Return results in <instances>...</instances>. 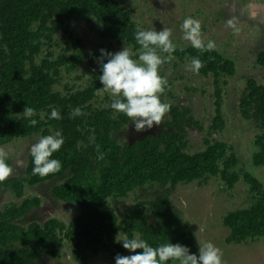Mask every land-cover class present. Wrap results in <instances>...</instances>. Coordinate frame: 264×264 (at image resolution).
Masks as SVG:
<instances>
[{
  "label": "trees",
  "instance_id": "16d2710c",
  "mask_svg": "<svg viewBox=\"0 0 264 264\" xmlns=\"http://www.w3.org/2000/svg\"><path fill=\"white\" fill-rule=\"evenodd\" d=\"M75 20L94 21L101 39L131 47L133 59H138L140 46L134 35L143 29L118 0H0V148L15 140L57 131L65 141L52 157L61 161L59 172L44 178L33 175L28 153L22 157L25 177L0 182V193L10 191L22 200L18 205L10 203L0 209V264H41L45 258H55L63 242L72 244L75 264H88L89 256L102 253L111 258L126 256L127 250L116 242L120 232L129 236L139 233L153 247L172 242L198 254L190 224L176 216L169 196L179 185L197 181L202 186L214 177L228 189L242 178L253 197L248 208L223 217V226L229 230L225 243L263 239V184L248 172L235 171L238 159L224 142L205 138L203 151L188 152L186 126L203 131L190 108L170 104L166 120H162V133L156 136L160 125H154L139 131L142 139L119 143V134L131 122L111 109L109 95H100L101 72L95 59L100 54H93L89 60L92 77L85 87L76 89L66 84L64 92L56 89L62 85V71L70 74L84 58L82 39H73L70 31V23ZM63 35L72 43L62 45ZM157 51L164 57L168 55ZM171 55L190 66L193 57L203 62L197 73L212 77L215 99L208 131L222 132L225 120L221 94L227 84L224 78L235 73L234 62L215 50L202 51L192 46L174 49ZM255 62L264 70V51L256 54ZM170 89L166 83L165 90ZM26 107L34 111L33 116H27ZM53 108L61 119H49ZM238 108L243 120L262 131L254 138L251 162L264 168V83L248 78ZM31 119L37 120L35 126H31ZM6 162L10 166V159ZM47 182L56 183L52 198L77 206L78 215L67 226L57 218L48 219L42 226H17V221L39 205L37 198L23 199L25 189ZM146 185L155 191L154 200L135 202L120 219L111 205Z\"/></svg>",
  "mask_w": 264,
  "mask_h": 264
},
{
  "label": "rangeland",
  "instance_id": "374dc122",
  "mask_svg": "<svg viewBox=\"0 0 264 264\" xmlns=\"http://www.w3.org/2000/svg\"><path fill=\"white\" fill-rule=\"evenodd\" d=\"M118 1L126 10L132 12V20L139 28L158 32L164 28L170 29L172 32L170 39L174 49L192 46L189 41L183 39L184 33L181 25L184 19L189 17L198 20L201 25V38L205 45L208 41H213L215 43L213 50L234 62L235 73L232 77L224 78L227 84L224 85L221 94L223 98L221 109L225 120V129L222 132L210 133V130L208 131L215 109L212 77H203L194 73L189 64L180 63L172 58L159 67V75L171 85V89L164 90L160 99L169 105L190 108L191 116L202 126L203 131L186 126L188 152L193 154L203 151L205 138L224 142L232 147L238 159V166L235 171L248 172L264 186V168L256 167L251 162L252 154L255 151V147H253L254 138L262 131L256 129L251 122L243 120L238 108L239 99L248 78L254 79L258 84L264 83V70L255 62L256 54L264 51V0ZM229 21H232L231 25H229ZM70 31L73 39H82L84 58L78 68L70 74H65V71H62V85L56 87L62 92H64L63 85L66 84L74 86L76 89H81L87 85L92 77L89 60L93 54H100L99 50L102 47L112 53L121 51L124 47L131 51V47L118 46L101 39L98 34L99 26L94 21H72ZM61 43L62 45L64 43L71 44L72 41L68 40L67 35H63ZM55 53L57 54L58 50H55ZM100 95L109 94L101 92ZM134 128L131 123L127 130L119 134L118 142L125 143L142 139L141 131L137 133ZM163 130L165 127L162 121L160 129L155 132V135L162 133ZM209 133L210 135H208ZM39 137L15 140L1 147L0 150L7 154V159L12 161L20 159L22 161V157L28 154L27 148L34 144ZM10 167H12L11 164ZM46 189L41 188L40 193L48 197L49 194ZM248 189L242 178L232 189H228L217 177L211 178L202 186L195 181L188 185L177 186L169 196L170 207L183 223L190 224V232L195 241L199 242V246L202 247L205 243L211 242L221 250L223 264H264V238L256 242L246 241L245 243L229 245L225 243L229 230L223 226L222 219L228 212L248 208L253 203V197ZM1 196V206L12 203L10 200H16L10 191L1 192ZM5 196L6 198H4ZM154 197L155 191L146 185L118 204L111 206L115 208L120 219H123L135 202H151ZM62 207V204L57 205V207L49 206L51 209H58L59 212H62ZM72 207L76 208L78 212L77 206L72 205ZM66 211H70L69 206ZM71 218L75 217H61L60 219L67 226L70 224ZM62 249L68 258L71 257L72 244L62 243ZM129 255L132 253L126 251V256ZM98 257L100 254L89 256L88 260ZM65 258L62 261L69 264L70 262ZM113 259L115 260V258H111L110 254L104 253L101 258L96 259L93 263L115 264ZM48 262L43 264H51V261Z\"/></svg>",
  "mask_w": 264,
  "mask_h": 264
},
{
  "label": "clouds",
  "instance_id": "9594fccd",
  "mask_svg": "<svg viewBox=\"0 0 264 264\" xmlns=\"http://www.w3.org/2000/svg\"><path fill=\"white\" fill-rule=\"evenodd\" d=\"M231 24L232 21H229V25ZM181 28L183 39L189 41L193 48L202 51L215 48L213 41H208L205 45L198 20L186 18ZM171 36L172 32L167 28L159 32L138 30L134 35L137 45L140 46L138 59H133V54L127 47L115 53L100 49L99 57L95 58L101 72L99 81L102 88L98 90L110 95L111 109L128 117L137 132L151 129L154 125L159 126L170 111V105L160 99L167 82L159 75V67L173 58L171 53L174 45ZM157 50L168 55L162 58ZM190 63L194 73L204 66L196 57L191 58ZM24 112L29 117L34 115L31 108L26 107ZM49 119H61L59 111L53 108ZM30 124L35 126L37 120L31 119ZM64 142L62 134L57 131L39 137L31 145L29 155L32 158L33 175L44 178L60 171L61 161L52 157L62 148ZM6 160L7 154L0 150V182L8 180L13 173ZM116 242L133 254L117 255L115 264H223L221 250L211 242L202 247L198 242V254L192 253L185 245L172 242L153 247L135 232L131 236L126 232L118 233Z\"/></svg>",
  "mask_w": 264,
  "mask_h": 264
},
{
  "label": "crops",
  "instance_id": "0c3cea01",
  "mask_svg": "<svg viewBox=\"0 0 264 264\" xmlns=\"http://www.w3.org/2000/svg\"><path fill=\"white\" fill-rule=\"evenodd\" d=\"M31 146H29L27 148V151L29 153V149ZM26 149V148H25ZM19 156V155H18ZM16 157V156H14ZM11 161V165H12V169H13V173L10 176V178H19V177H25V165H24V161H20V159H15V161ZM56 186V183L54 184H50L49 182L47 183H43L41 185H36L35 187L29 188L27 187L24 191V197L25 198H37L39 200V205L38 207L34 208L31 210V212L27 215H25L21 220L16 222V225L23 228V229H27L31 224L36 223L38 225H43L48 219L50 218H57L58 220H60L62 222V220L60 219L61 217H69V216H73L76 217L78 215V212L76 211V208L72 207V205L67 204V203H62V202H57L52 198L51 192L52 189ZM41 188H47L46 191L49 194L48 197H45V195L40 193V189ZM8 192V191H5ZM29 194V195H28ZM15 197V196H14ZM2 199V196L0 197ZM16 200H10V202H12L15 205H18L22 202L21 199H17ZM62 204V212H59L58 209L56 208H49V206H55L57 207V205ZM5 206V204H2V206L0 205V208L2 209ZM69 206V212L66 211V208ZM72 219V218H71ZM66 242H63V244ZM20 245H16V247H19ZM71 246V245H70ZM62 245L60 247V249L57 251V255L55 258L50 259V258H45L44 261L41 262V264L48 262L51 264H65V262H63V258H65V260H68L70 263L69 264H75L74 260H73V256H72V252H71V257H67L66 254H64V250L62 249ZM65 256V257H64ZM103 256V253L100 254V257ZM98 258H90L87 262L88 264H95L93 263V261H95ZM72 260V261H71ZM63 262V263H62ZM102 264V262H101Z\"/></svg>",
  "mask_w": 264,
  "mask_h": 264
},
{
  "label": "flooded vegetation",
  "instance_id": "af4514ba",
  "mask_svg": "<svg viewBox=\"0 0 264 264\" xmlns=\"http://www.w3.org/2000/svg\"><path fill=\"white\" fill-rule=\"evenodd\" d=\"M4 198H6V196H5ZM8 198H9V197H8Z\"/></svg>",
  "mask_w": 264,
  "mask_h": 264
}]
</instances>
